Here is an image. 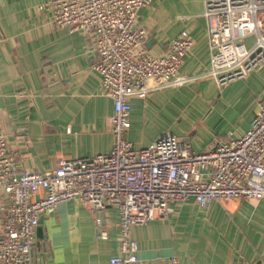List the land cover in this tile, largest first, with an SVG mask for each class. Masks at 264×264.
<instances>
[{
  "label": "crops",
  "instance_id": "0c3cea01",
  "mask_svg": "<svg viewBox=\"0 0 264 264\" xmlns=\"http://www.w3.org/2000/svg\"><path fill=\"white\" fill-rule=\"evenodd\" d=\"M50 0H0V129L19 170L44 172L61 158L91 157L112 147V100L101 92L90 34L53 26L39 4ZM204 0H152L136 26L144 47L164 55L186 31L193 46L180 73L200 77L182 86L131 98L126 139L136 149L163 133L199 152L249 128L264 93V64L225 85L205 75L210 49ZM166 217L131 228L137 264H264V197L199 206L173 203ZM0 214V225H1ZM100 224H96V220ZM118 213L76 200L39 216L32 264H109L118 256ZM1 236V228H0Z\"/></svg>",
  "mask_w": 264,
  "mask_h": 264
},
{
  "label": "built area",
  "instance_id": "2783aa9c",
  "mask_svg": "<svg viewBox=\"0 0 264 264\" xmlns=\"http://www.w3.org/2000/svg\"><path fill=\"white\" fill-rule=\"evenodd\" d=\"M151 2L50 0L37 6L53 26L93 36L92 70L99 74L102 94L112 100L113 144L91 157L61 158L44 172L19 170L0 129V264H32L39 216L68 200L94 210L114 207L120 254L109 264H137L131 228L166 218L173 203L193 198L203 207L264 197V93L249 128L208 149L191 152L170 133L139 149L126 139L131 98L200 77L180 73L193 46L188 32L171 39L164 55L144 47L147 32L136 26L137 14ZM204 16L210 49L205 75L225 85L264 64V0H204ZM250 37L254 41L247 45ZM166 264L178 260L171 257Z\"/></svg>",
  "mask_w": 264,
  "mask_h": 264
},
{
  "label": "rangeland",
  "instance_id": "374dc122",
  "mask_svg": "<svg viewBox=\"0 0 264 264\" xmlns=\"http://www.w3.org/2000/svg\"><path fill=\"white\" fill-rule=\"evenodd\" d=\"M253 41H254V38L253 37L247 38L246 44L247 45H250ZM111 135H112V133H111ZM112 141H113V136H112ZM112 144H113V142H112Z\"/></svg>",
  "mask_w": 264,
  "mask_h": 264
}]
</instances>
